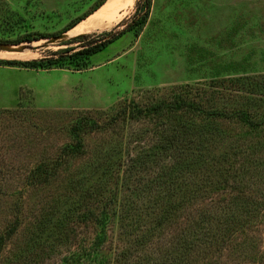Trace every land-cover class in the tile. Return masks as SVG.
Instances as JSON below:
<instances>
[{"label":"rangeland","instance_id":"374dc122","mask_svg":"<svg viewBox=\"0 0 264 264\" xmlns=\"http://www.w3.org/2000/svg\"><path fill=\"white\" fill-rule=\"evenodd\" d=\"M100 1L0 0V60L116 38L78 67L0 66V264H264V124L234 117L264 118V0H149L138 35L133 0L109 30L62 33Z\"/></svg>","mask_w":264,"mask_h":264},{"label":"trees","instance_id":"16d2710c","mask_svg":"<svg viewBox=\"0 0 264 264\" xmlns=\"http://www.w3.org/2000/svg\"><path fill=\"white\" fill-rule=\"evenodd\" d=\"M106 0H101L100 2H98L94 8H92V10L85 16L79 17L77 20H75L74 22L70 23L67 27L64 28L62 33L68 32L69 30L73 29L77 24H79L81 21H83L85 18H87L89 15H91L92 13H94L100 6H102L104 4ZM148 10H149V0H145L144 3L139 7V9L136 10V12H138V14L140 12H144V14H142L137 20H135L126 30H130L132 28L135 29V33L136 35H138L140 33V31L142 30V28L144 27L147 17H148ZM123 33V32H121ZM107 36H105L104 38H106ZM46 37L42 34H36V35H25L19 39H16L15 41H13V44H22V43H31L33 41H37L40 39H45ZM115 36H113L112 38L109 39H105L102 42H99L98 44H94L91 45L87 48H84L80 51H76L73 52L67 56H61L58 57L56 59H52V60H33V61H16V60H0V66H10V67H20V68H25V69H48L51 66H59L62 65L61 63L63 62H67L69 64H74L76 65V67H78V63L80 61H85L87 59H89L91 56L97 54L98 52L102 51L104 48H106L110 43H112L114 41ZM67 53V52H66ZM61 67V66H60ZM169 107V109H173L174 113H178V111H189L190 113H197L199 114V116H203L207 121H214V120H219V119H225V113L219 110H210L207 112H204L203 110H201V106L199 105V103L196 102H190V103H184V101H178L175 103H171L167 105ZM171 107V108H170ZM154 110H156V112L158 111H162V108H154ZM235 119L237 120V122L242 123V125H244L246 128H250L253 130H256L257 127L259 126H263L264 124V118H259V119H254L252 117L249 116V114L245 111H242L236 115H234ZM81 122L83 121H79L77 123L76 126H74L71 131L72 134L74 135V137L77 138L78 140V144L76 143L75 145L77 147H80V139H79V131H81L82 127L81 126ZM194 126H197L195 124H193ZM74 148V147H69L72 151H77L78 148ZM204 148L201 147L200 154H202L204 152ZM202 164H207V160L203 159ZM43 165H39L37 166L33 171H31L32 176H30V178L32 177V180L35 179V177L41 173L42 171L44 172L45 169H43L44 167H42ZM226 184V183H225ZM223 184V181L220 183H213L212 187H215L216 189H219ZM86 198H84L85 200ZM82 206V205H81ZM207 214V212L205 213ZM207 217V215H206ZM205 217V218H206ZM87 220V216L86 214H79L78 213V221H85ZM205 221V220H203ZM42 222V220H41ZM17 223V221L15 222ZM81 223V222H80ZM16 225V224H15ZM98 225L100 227H102L101 229L104 228L103 222L102 220L98 221ZM224 228V227H223ZM16 227L13 225H10V231L11 234L15 231ZM222 230V229H221ZM103 238H101L100 234L99 236H97L96 238V244L100 243L102 241ZM4 240L3 236H1L0 238V247L2 245V241ZM182 255V254H181Z\"/></svg>","mask_w":264,"mask_h":264},{"label":"bare ground","instance_id":"6f19581e","mask_svg":"<svg viewBox=\"0 0 264 264\" xmlns=\"http://www.w3.org/2000/svg\"><path fill=\"white\" fill-rule=\"evenodd\" d=\"M133 0H108L97 12L77 24L69 33L82 36L111 29L132 5Z\"/></svg>","mask_w":264,"mask_h":264},{"label":"water","instance_id":"95a60500","mask_svg":"<svg viewBox=\"0 0 264 264\" xmlns=\"http://www.w3.org/2000/svg\"><path fill=\"white\" fill-rule=\"evenodd\" d=\"M75 38V37H74ZM2 48V46H0Z\"/></svg>","mask_w":264,"mask_h":264}]
</instances>
